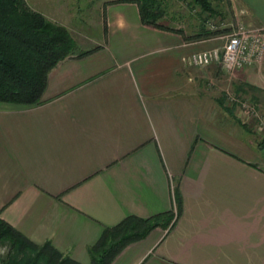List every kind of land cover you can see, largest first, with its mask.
<instances>
[{"label":"crops","instance_id":"crops-1","mask_svg":"<svg viewBox=\"0 0 264 264\" xmlns=\"http://www.w3.org/2000/svg\"><path fill=\"white\" fill-rule=\"evenodd\" d=\"M26 1L77 47L38 103L0 100V217L89 264L105 227L176 210L110 264H264L263 135L213 86L218 64L182 62L211 45L200 22L147 25L136 0ZM232 1L264 25V0ZM238 72L264 90V58Z\"/></svg>","mask_w":264,"mask_h":264},{"label":"trees","instance_id":"trees-1","mask_svg":"<svg viewBox=\"0 0 264 264\" xmlns=\"http://www.w3.org/2000/svg\"><path fill=\"white\" fill-rule=\"evenodd\" d=\"M136 1L143 23L167 27L158 20L163 15L162 6L168 3L166 0ZM191 2L200 6L199 13H219L212 0ZM205 19L202 16L200 25L203 26ZM74 48L70 32L33 10L26 0H0V100L23 105L38 103L49 70ZM260 142H264V136ZM172 216V211L147 218L127 215L105 227L96 242L88 247L89 264H110L127 243L144 237L156 226H166ZM0 244L6 247L1 264H82L49 241H32L1 217Z\"/></svg>","mask_w":264,"mask_h":264},{"label":"rangeland","instance_id":"rangeland-1","mask_svg":"<svg viewBox=\"0 0 264 264\" xmlns=\"http://www.w3.org/2000/svg\"><path fill=\"white\" fill-rule=\"evenodd\" d=\"M166 2H168L166 5L164 6L161 5L163 8V15L166 16L163 17L162 15V17H160L158 20L165 22L168 21L167 18L169 16L174 15V17L177 18V21H180V23L183 25L184 28L193 29L195 26L200 27L199 22L202 20V16L206 17L207 19H205L203 23L204 29L203 28L201 29L205 30L204 31L205 35L202 36L204 38L203 42L207 44L211 43V45L209 46H217L222 44L226 33L230 32L231 29L234 26H236L235 24L241 21V19L239 18L240 16L234 13L232 0H212V5L214 6V8L219 10V13H216L214 15H206L205 12H202L203 13L202 16H201L202 13H199L200 6L198 4H195L194 2L192 3L191 0H166ZM190 4H193L192 7ZM32 9L35 10L34 8ZM206 20H209V22L213 25L212 28L209 25H206ZM221 21L225 23L222 24L220 23ZM54 23L64 26L70 32V29L66 25L59 22H54ZM70 34L73 39L77 37V36L75 37L71 32ZM76 47L77 46L75 41V48ZM217 68H218V75L215 78H212L211 80L215 82L213 86L215 85L217 86L216 90L220 92L219 95L222 94V96L224 97L225 104L227 106L234 108L236 116L239 120L249 122L250 124L253 125V128H255L257 134L264 136V128L259 127L257 118L255 119V116L251 114V109L242 107V102L246 100L247 102L246 104L248 107L253 106L256 112L264 116V90L263 89L254 90L250 88L249 90L247 89L248 91H246L247 92L246 94L243 92V89H245L246 87L240 85L242 84V82L238 80L240 78L238 75L240 74L238 72V68L232 70L231 72H226L221 67H217ZM236 84H238L239 86ZM235 86L236 87L238 86V88H236ZM228 94H231L233 96V100L229 99ZM174 215L175 214H173V216L171 217L170 223L174 219ZM5 254H6V247L5 245L0 244V258L4 257Z\"/></svg>","mask_w":264,"mask_h":264},{"label":"built area","instance_id":"built-area-1","mask_svg":"<svg viewBox=\"0 0 264 264\" xmlns=\"http://www.w3.org/2000/svg\"><path fill=\"white\" fill-rule=\"evenodd\" d=\"M206 25L213 27L209 20H206ZM235 25L230 32L226 33L222 44L185 53L181 56L182 62L193 67L206 66L215 62L226 72L259 63L264 58V25H251L242 21ZM228 96L233 100L231 94ZM246 103L244 100L242 107L250 108L251 114L255 116V119L257 118L259 127L264 128V116L256 112L253 106L248 107ZM173 214L175 217V210Z\"/></svg>","mask_w":264,"mask_h":264}]
</instances>
